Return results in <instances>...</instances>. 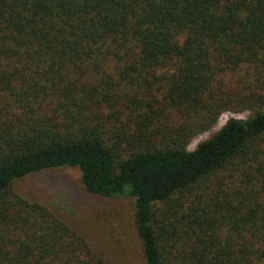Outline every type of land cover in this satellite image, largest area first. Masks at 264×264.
I'll use <instances>...</instances> for the list:
<instances>
[{
    "label": "trees",
    "instance_id": "1",
    "mask_svg": "<svg viewBox=\"0 0 264 264\" xmlns=\"http://www.w3.org/2000/svg\"><path fill=\"white\" fill-rule=\"evenodd\" d=\"M61 167L143 264H264V0H0V264H106L14 189Z\"/></svg>",
    "mask_w": 264,
    "mask_h": 264
},
{
    "label": "rangeland",
    "instance_id": "2",
    "mask_svg": "<svg viewBox=\"0 0 264 264\" xmlns=\"http://www.w3.org/2000/svg\"><path fill=\"white\" fill-rule=\"evenodd\" d=\"M235 117L245 118L246 113L225 112L211 130L196 137L188 148H194ZM14 189L76 227L106 264H143L132 225L131 198L92 195L82 188L78 170L68 167L30 174L15 181Z\"/></svg>",
    "mask_w": 264,
    "mask_h": 264
}]
</instances>
